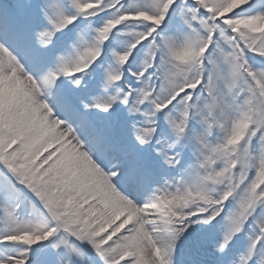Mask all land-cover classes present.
<instances>
[{"label":"snow or ice","instance_id":"obj_1","mask_svg":"<svg viewBox=\"0 0 264 264\" xmlns=\"http://www.w3.org/2000/svg\"><path fill=\"white\" fill-rule=\"evenodd\" d=\"M250 4L0 0V196L26 190L40 212L5 210L0 245L17 247L0 264H33L41 242L57 264H89L85 246L102 264H264V67L249 62L264 65V11L246 14ZM172 14L180 35L162 27ZM80 17L103 20L94 40L78 34L74 55L58 54V33ZM121 27L135 30L105 74L115 94L85 100L84 74ZM167 169L177 176L153 187Z\"/></svg>","mask_w":264,"mask_h":264},{"label":"rangeland","instance_id":"obj_2","mask_svg":"<svg viewBox=\"0 0 264 264\" xmlns=\"http://www.w3.org/2000/svg\"><path fill=\"white\" fill-rule=\"evenodd\" d=\"M69 11H74V9H69ZM246 14H256L257 12L264 11V0H251V4L245 6L244 9ZM91 22L92 28H88V24ZM103 20H98L96 17H80L78 21L74 24L77 25V28H79L78 32L74 36L76 37L74 41L77 40V35H83L85 39L91 43L95 38V29L102 26ZM73 25V26H74ZM165 30V32L168 35H180L184 31H186L185 27L183 26L179 15L178 14H172L169 18V20L165 23V25L162 26ZM72 28V26L70 27ZM69 28V29H70ZM67 29V30H69ZM65 30L63 33H58V40L61 39L65 33L67 32ZM135 29L130 27H121L118 32H116L115 36L112 38L111 44L103 49V54L100 60L94 64L90 69L95 70V79H93V82L90 83L91 79L89 78V75L84 74L85 80H84V86L80 89L82 90L84 87L91 88L92 90V98L99 97L103 99H107V95H114L115 89L109 88L107 95L104 91V84H105V74L108 70L109 66L112 67H119L116 65L115 57L112 55L114 51L122 52L128 45V43L131 40V33ZM74 47L70 50L66 48V51L64 50L61 52L62 55L65 56H73L75 49L77 47H80L78 43H74ZM146 55V49H142L137 54V59L133 67L139 66L143 63V60ZM252 55V54H250ZM251 64H253L254 67L260 68L264 67V65H261L259 60H252L249 61ZM51 66V65H50ZM125 68L127 65L124 66ZM125 76H127V73L125 72ZM83 77V78H84ZM129 80H132L131 77H128ZM127 81L122 80V85L125 84ZM91 84V85H90ZM142 86V85H139ZM60 88H71L72 84L71 82H66L65 78H62L61 82H59ZM79 90V91H80ZM89 96V95H87ZM123 107V106H121ZM144 109L150 111V105L145 103V105L142 106ZM93 115H99V116H106V114L99 113V114H93ZM123 115V113H122ZM173 115L175 116L176 113L174 112ZM61 118H65L64 114L61 113ZM107 118V117H106ZM197 128H199V124L196 125ZM255 146L258 148V142L255 141ZM93 159L98 163L99 166L102 168H108L111 166L112 161L98 153L93 152L92 153ZM96 157H100V163ZM185 161L186 163H190L194 161V157L191 155V153H185ZM176 171L177 176V170L169 169L168 172ZM252 173H250L251 175ZM173 177L169 178L168 180L171 182ZM9 178H6L5 175H0V186H3L9 182ZM165 178H161L158 176L156 182L154 183L153 187H160L163 185ZM24 191V196L20 197L19 200L15 196H0V228L3 227V216L5 210L14 211L15 214L21 218V219H36L39 218L40 212H39V203L35 200V198L26 190ZM151 190H149L146 193H142L138 196V199L143 201L145 197L151 196ZM19 203V207H16V204ZM260 213V207H257L256 210V216L258 217ZM250 232V229H249ZM49 242H41L38 245H34L33 248L37 249V252L34 256H32L33 264H57V256L54 250H52L50 247H47ZM248 245V239L246 234H241V238L237 244V247L235 249V254L238 257L239 254L243 253ZM13 247H17L15 245H0V255H8L10 250ZM85 250L87 255H89V258L91 259V264H102V261L100 258L90 249L85 246ZM90 264V263H89Z\"/></svg>","mask_w":264,"mask_h":264}]
</instances>
